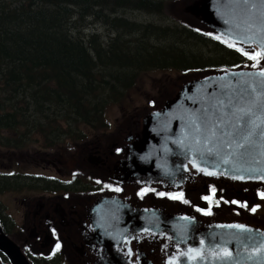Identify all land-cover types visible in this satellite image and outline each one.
<instances>
[{
  "label": "water",
  "instance_id": "water-1",
  "mask_svg": "<svg viewBox=\"0 0 264 264\" xmlns=\"http://www.w3.org/2000/svg\"><path fill=\"white\" fill-rule=\"evenodd\" d=\"M176 9L187 24L264 56V0H180ZM186 76L161 104L131 117L124 137L117 136L104 154L103 148L78 145L58 157L71 163L79 150L80 167L73 162L69 168H87L86 175L94 170L100 181L121 190L96 194L88 207L91 195L80 205L48 197L40 218L47 230L28 226L32 242L43 238L52 248L64 246L67 234L73 264H264V219L229 217L226 210L207 214L205 204L195 202V209L167 197L192 192L198 198L210 187L229 186L253 187V194L264 187V68L220 67ZM145 188L166 194L142 197ZM0 264H33L1 221Z\"/></svg>",
  "mask_w": 264,
  "mask_h": 264
},
{
  "label": "trees",
  "instance_id": "trees-1",
  "mask_svg": "<svg viewBox=\"0 0 264 264\" xmlns=\"http://www.w3.org/2000/svg\"><path fill=\"white\" fill-rule=\"evenodd\" d=\"M177 1L0 0V149L45 151L78 143L92 133L86 135L83 125L101 133L111 107L155 69L190 73L255 59L180 21ZM168 6L176 16L170 25L143 24L126 14L138 10L161 18ZM97 23L107 36L93 29ZM197 44L221 54H203ZM16 176L0 177L2 189L82 190L88 184Z\"/></svg>",
  "mask_w": 264,
  "mask_h": 264
},
{
  "label": "rangeland",
  "instance_id": "rangeland-1",
  "mask_svg": "<svg viewBox=\"0 0 264 264\" xmlns=\"http://www.w3.org/2000/svg\"><path fill=\"white\" fill-rule=\"evenodd\" d=\"M173 12H175V11L174 10L171 11V6H168L166 8V10L164 11V14L161 15V18L159 16H156L155 14H149L147 12L138 11V10H129V11H127L126 14L129 17V19L137 21V22H141L143 24L153 21V23L159 24V22H160V24H163V25H166V24L170 25V24H172L171 20H173V21L176 20V16L174 15ZM92 26H94L93 29L95 31H97L98 33H100L101 36H104V34H106V36H107L109 33L106 30L107 28L101 24L97 23V25L93 24ZM86 31L87 32H93V30H91V29H87ZM113 35L114 34H111V36H113ZM198 45L199 44H197V48H201L198 51L203 50L202 51L203 54L204 53H208V54L213 53V54H215V56L217 55V53L221 54V52H216L215 50H213L212 47H209V46H207V47L202 46L201 47ZM209 48L211 51L208 50ZM180 50H181V48H180ZM193 50H195V49L193 48ZM226 60L227 59H225V61ZM251 63H252V61L247 62L245 64H251ZM254 63H255V66H252V67L264 68V56L263 55L259 56V54H256ZM237 67H240V65ZM186 75H189V74H187V73L183 74L182 72H180L176 69L169 70L168 72L167 71H160V70H159V72H157V69H155L154 72H150L147 75L142 76L141 79L138 81L137 86L134 87L132 91H130V93L128 95L129 97L126 98L123 102L117 103V105L112 106L111 109L108 111L107 116H108V121L110 122V125H109V127H107L104 130L101 129V132L106 131L104 134L99 133V129L93 128L92 129L93 131H92L89 127H88L89 128L88 129L87 126H84V125L82 126V129L85 128L84 133L87 132L86 135H88V133L90 131L92 132L90 134V136L87 138H91L93 140V144H95L93 146V148H95V150H99V149L103 148V152H101V150H99V152L104 154L106 152V150L108 149L107 147L109 145H113V143L115 142L114 140L116 139L117 136H119L123 133V137H124V134L126 132V128L128 126L127 122L129 121V119H131V117H133L134 115L136 116V114L139 113L140 111H143V114H144L145 109H147V108H149V110H151V104L152 103H155L154 105L161 104L162 100L164 98H167L173 89H175L176 87L178 88L182 79L185 80V78L187 77ZM184 76H185V78H183ZM149 110H147V112ZM143 114H141V117L143 116ZM124 130H125V132H123ZM97 134H99L100 136H97ZM116 141L118 142L119 140H116ZM85 142H86V140H83V142H81V145L85 144ZM74 147H75V144L70 143V144H64L58 148L48 149L45 151H37V149H33L34 151L33 150L32 151H29V150H27V151H15V150H9V149L2 148V149H0V169H7V170L15 169L17 173H21V174H44V175L48 174L51 177L60 176L57 173V170L55 168L57 166V164H59V165L62 164L59 167L62 171L67 169L69 167V165L73 162H77V164H75L76 168L80 167V162L78 161V158H77V156H79V154H80L79 150H75V152H77V154H75V158H72L71 163L70 162L63 163V162L57 161L58 157L61 154H63L64 151H67V150L72 149ZM87 147H90V146H87ZM90 149H91V147H90ZM88 151L89 152H87V156L92 153L91 150H88ZM51 162H56L57 163V164H55L56 166H53ZM86 169L87 168H84L82 171L81 183L85 182V180H83V178H85V176H86V174H85ZM69 171H71V168H69ZM89 173L92 174L91 171H89ZM69 178H70V174H69ZM95 182H97V181H94L93 183H95ZM85 184H87V182H85ZM97 184H98V182H97ZM70 186H73V185H70ZM101 186L102 187L100 189H103V190L109 188V186H107V185H101ZM235 188H239V190H237ZM235 188L231 189V186H229V188H221L222 191H226V192L229 191V192H227V194H231V192L236 193V191H237V196H235V194H231V198H233V196H235V200H229V196H227V194H226V198H227V200H229V206H231V202H233V206H231V208H228L227 200H226V204L223 203V204H225V206H227V209H225V206H223V204L220 203L222 200L218 202V201H214L212 198H210L209 202L211 204H213V210H209V212H207V213L213 214V212L216 213L217 210H227L225 213L226 214L228 213L227 214L228 216H229V214H231V217L237 215V218H239L240 215H241V217H243V216H245V214H247L248 218L252 219L253 221L255 220V217H257V221H259V218H261V221L263 222V219H264V200L260 199L258 195L261 191L264 192V187L259 188V190L256 189L258 187H255L254 193L257 194V196H255L254 193L253 194L251 193V192H253V187L249 188V190H247V187L240 188V187L235 186ZM243 188H245V189H243ZM2 190H6L5 193H3L1 195L2 203L6 207H11L12 205H14V200L18 205L21 206V205H24L23 204L24 201H28L32 198V203H31L32 207L30 205L27 209V211L29 212V228L34 229V231H37L36 229H41L40 218L42 216H44V214H45V209H46V205H47L46 201L48 199V196H47L48 193L43 192L40 187H37L35 189H28L26 187H21V188H18V191H16V197L13 198L14 188H6V189H2ZM96 191H97V189L91 190V192H96ZM241 191H243V192H241ZM83 192H87V190H83ZM60 193H62V192H60ZM65 194H67V192H65ZM65 194H63V200H65V198H66ZM161 194H163V192H161ZM161 194H159V196H161ZM191 194H192V192H189V196H187V198H183L182 197L183 194H177V198H179L180 200H182V198H183L184 201H182V202L184 204L187 203V205H193V206H195V209H197L196 203H198L200 206L201 200H203V194H201V200L199 198H196L195 196H191ZM215 194H217V193L213 191L214 196H215ZM171 195L172 194H169V196H167V197L171 198ZM79 196H80V194H79V192H77V194H75V204H77V202H79V200H77V198H79ZM205 196H207V194H205ZM94 197H95V195L91 194V198H87V200H89V202H87V207L90 203H92L91 200H94ZM257 197L259 198V200L257 202L253 201ZM213 198H215V197H213ZM38 199H40L38 201L39 202L38 204L40 206L34 204L35 201ZM171 199L177 201V199H175L173 197V195H172ZM67 202H68V199L65 200V202H63V204H67ZM203 202H205V204H207V200H203ZM79 204H81V202H79ZM241 204H242L243 210H241ZM215 206H217V208H215ZM221 206H223V208H221ZM247 206L249 208H247ZM254 206H255V208H253ZM75 208H77V206ZM79 208L81 209V206H79ZM79 208H77V210H79ZM237 208H239V210H237ZM259 208L262 211L259 210ZM235 210H237V212ZM57 212H58V210H57ZM59 216H60V213H59ZM59 216H57V222H59V224H57V228H61L60 227L61 222H60ZM69 224H71V222H69ZM82 225H83V222H81V227H82ZM74 227L75 226H73V228H71V230L73 231V232H71V234H75ZM51 238H53L52 234H51ZM65 238H67V234H65V236H63L64 241L67 242V240H65ZM53 240H54V238H53ZM75 240H77V242H75V250H73V252H78V248H77V246L79 245L78 244V238H76ZM67 243L69 244V242H67ZM51 244H52V242H51ZM63 252H59V254H57V260L54 259V260H56L57 264H59V262H61V254H63ZM27 254L30 256V254L28 252H27ZM71 254H73V253H71ZM74 258H75V256L73 255L69 259V260H71V264H73ZM38 260H40V259H38ZM45 260H47V258H45ZM49 260H47V264H50ZM54 260H52V261H54ZM41 262L42 261L40 260V264H44ZM61 264H63V262H61Z\"/></svg>",
  "mask_w": 264,
  "mask_h": 264
},
{
  "label": "flooded vegetation",
  "instance_id": "flooded-vegetation-1",
  "mask_svg": "<svg viewBox=\"0 0 264 264\" xmlns=\"http://www.w3.org/2000/svg\"><path fill=\"white\" fill-rule=\"evenodd\" d=\"M109 125H110V122L108 121V127H109ZM105 132H101V134H104ZM97 136H100V135L97 134ZM81 142H83V141H81ZM81 142L74 143L75 147H77L78 145H81ZM82 145L83 146H90L91 149H93V146L95 144H93V140L91 138H86L85 144H82ZM101 151H103V149ZM57 161H58V159H57ZM51 163H52L53 166H56L55 164H57L56 162H51ZM61 165L57 164V166L55 167L56 170H57V173L60 175L59 176L60 179H62L64 181H67V182L68 181H74L75 179L81 180V174L82 173H79V172H77L74 169H71V171H69V167L67 169H65L64 171H62L59 168ZM91 172H92V174L86 175L85 178H83V180H86L88 182V184L85 185V186H87L86 189H82V190H68L67 189V190H59V191L58 190L57 191H46V190H43V189H41V190L43 192H47L48 193V195H47L48 197H53V196H57V195H60V196L63 197V194H65V192H67V194H65V196H66L65 200L68 199V202H67L68 205H75V194H77V192H79V194H80V196H79V198H77V200H79V202H81V204H82L83 200L85 199V197L87 195H91V194H94V195L97 194L98 195L100 193L116 192V191H120L121 190V188L119 186H117V185H114V184H111V183H108V182L100 181L95 176V171L94 170H91ZM69 174H70V178H69ZM4 175H10V176H14L15 175L16 176L17 172H16L15 169H12V170L0 169V177H4ZM45 175H47L48 177H51L48 174H45ZM94 181H97L98 184H97V182L93 183ZM101 185H107V186H109V188L108 189H104V190L100 189L102 187ZM13 188H14L13 198H15L16 197V191H18V186H13ZM26 188H28V187H26ZM28 189H34V188H28ZM93 189H97V191L96 192H91V190H93ZM83 190H87V192H83ZM5 191L6 190H2V186L0 185V221H1V224H2L5 232L8 235H10L14 240H16L19 243V245H21L22 249L25 252H55L52 255H55V259L57 260V254H59V252H63L64 251V252L67 253L68 258L70 259V254L68 252H72V249L68 246V244L66 242L64 243V246H63L62 242L61 243L57 242L58 244L54 248H52L50 246L51 243H48V244L44 243L43 242V238H41L39 241H38V238H37V239H35L36 242H32L33 241V237H31V235H30V233L28 231V226H29V224H28V215H29V212L27 211L28 207L32 203V198L30 200H28V201H24L23 202L24 205L20 206L14 200V205H12L11 207H6V206L3 205L2 199H1V195L3 193H5ZM213 191L217 193V194H215V196L213 195ZM60 192H62V193H60ZM152 192L157 193L159 195L163 191L157 192L156 190H154L152 188H145V189H142L140 191V195L142 197H145L147 194L152 193ZM207 192H208L207 193L208 197L203 195V200H207V203H208L209 199L212 198L214 201H218V202L222 200L220 203L221 204H223V203L226 204V200H227V198H226L227 192L226 191H222L221 189H217L215 187H210V189L207 190ZM161 195H165V192H163V194H161ZM168 196H169V194H168ZM255 196H257V194H255ZM258 196H259L260 199L264 200V192L263 191H261ZM213 197H215V198H213ZM171 198H172V195H171ZM183 198H187L185 196V194H184ZM198 198L201 200V196H199ZM259 198L257 197L253 201L257 202L259 200ZM86 199H87V197H86ZM203 200H201V204H205V202H203ZM79 202H77L78 205H80ZM225 204H223V206H225ZM205 205H207V204H205ZM223 206H221V208H223ZM227 206H228V208H231V206H233V202H231V206H229V200H227ZM227 206H225V208H227ZM215 207L217 208V206H215ZM209 208L213 209L212 204L209 205ZM247 208H249V207L247 206ZM253 208H255V206ZM237 210H239V208H237ZM237 210H235V211L237 212ZM241 210H243L242 204H241ZM259 210H261V209L259 208ZM54 216L57 219L58 215H57L56 212H55ZM47 219H48V217H47ZM40 226L42 228L39 229V231L47 230V226L48 225L40 223ZM48 228L50 229V231L53 233V235L55 237L60 235L59 231L56 229V227H54V225H49ZM75 228H78V226H75ZM38 235L39 234H37V236ZM47 236H49V235H47ZM51 241H53V238H51ZM45 246H48V247L50 246V247L49 248H43ZM39 248H42V249H39ZM64 252H63V254H61V262H63V264H71V260L67 259V257L65 256ZM52 255H49V256L43 255V257L50 258V256H52ZM35 256L42 257L41 255H38V254H36ZM61 262H59V264H61Z\"/></svg>",
  "mask_w": 264,
  "mask_h": 264
},
{
  "label": "bare ground",
  "instance_id": "bare-ground-1",
  "mask_svg": "<svg viewBox=\"0 0 264 264\" xmlns=\"http://www.w3.org/2000/svg\"><path fill=\"white\" fill-rule=\"evenodd\" d=\"M175 129V128H174ZM62 221H63V218H62Z\"/></svg>",
  "mask_w": 264,
  "mask_h": 264
},
{
  "label": "snow or ice",
  "instance_id": "snow-or-ice-1",
  "mask_svg": "<svg viewBox=\"0 0 264 264\" xmlns=\"http://www.w3.org/2000/svg\"><path fill=\"white\" fill-rule=\"evenodd\" d=\"M219 39V37H217ZM254 58V57H253Z\"/></svg>",
  "mask_w": 264,
  "mask_h": 264
}]
</instances>
